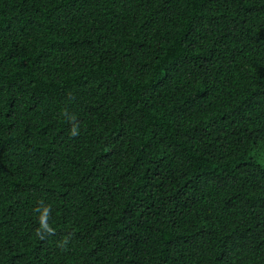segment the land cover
<instances>
[{
  "label": "trees",
  "instance_id": "obj_1",
  "mask_svg": "<svg viewBox=\"0 0 264 264\" xmlns=\"http://www.w3.org/2000/svg\"><path fill=\"white\" fill-rule=\"evenodd\" d=\"M0 264H264V0H0Z\"/></svg>",
  "mask_w": 264,
  "mask_h": 264
}]
</instances>
